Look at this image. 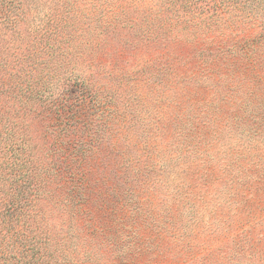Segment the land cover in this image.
I'll use <instances>...</instances> for the list:
<instances>
[{
	"label": "rangeland",
	"instance_id": "rangeland-1",
	"mask_svg": "<svg viewBox=\"0 0 264 264\" xmlns=\"http://www.w3.org/2000/svg\"><path fill=\"white\" fill-rule=\"evenodd\" d=\"M161 1L121 0L97 20L100 5L86 7L72 22L82 31L69 50L77 56L59 75L86 77L93 94L76 178L87 197L81 220L119 243L129 264H264V63L205 61L184 39L190 32L176 30L181 14L161 21ZM235 1L226 21L201 14L200 48L219 55L255 36L239 22L221 40L222 23L243 21L245 0ZM57 5L25 0V25ZM4 40L0 57L12 60L18 40ZM22 117L29 135L43 131L28 108Z\"/></svg>",
	"mask_w": 264,
	"mask_h": 264
},
{
	"label": "trees",
	"instance_id": "trees-1",
	"mask_svg": "<svg viewBox=\"0 0 264 264\" xmlns=\"http://www.w3.org/2000/svg\"><path fill=\"white\" fill-rule=\"evenodd\" d=\"M57 1L59 5L47 11V19L25 25V0H0V42L5 35L8 41L18 40L15 51L8 54L12 60L0 57V264H129L119 257L123 255L119 243L104 241L101 229L87 227L81 220L87 216V197L80 180L84 177L79 182L76 178L88 150L83 141V114L93 94L86 77L71 70L63 75L58 71L63 63H71V56H77L69 50L82 33L79 26H72L79 21L78 14L83 16L86 7L91 14L100 5L97 20L121 0ZM235 2L162 0L157 14L161 21L181 14L182 25L176 30L190 32L184 39L195 45L205 61L264 63V0H245L239 9L244 12L243 21L220 25L223 42L227 34H236L239 22L257 29L254 38L218 46L219 55L198 44L201 14L223 18ZM22 29L31 39L25 38ZM23 44L25 49L34 47L24 54L26 61ZM206 51L211 54L205 56ZM26 108L43 124L37 135L24 129Z\"/></svg>",
	"mask_w": 264,
	"mask_h": 264
}]
</instances>
